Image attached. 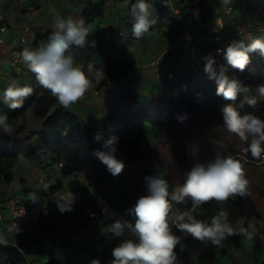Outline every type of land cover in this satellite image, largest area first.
Segmentation results:
<instances>
[{
    "label": "trees",
    "instance_id": "trees-1",
    "mask_svg": "<svg viewBox=\"0 0 264 264\" xmlns=\"http://www.w3.org/2000/svg\"><path fill=\"white\" fill-rule=\"evenodd\" d=\"M105 3L106 0H96V3L87 6L83 18L87 24L91 25L93 19L103 13ZM131 6L125 14L126 17H129ZM186 6L190 8L189 11H181L179 16L175 15L171 19L196 20L192 8H198L199 3L195 0H188ZM160 13L161 17L165 15L163 11ZM50 33L48 31L45 35H37L28 47L36 48L41 44H46ZM168 51L171 53L172 49ZM94 66L98 65L94 64ZM102 70L108 79L119 81L126 77L131 66L120 62L102 68ZM229 75L238 79L243 85L249 86L251 95L258 96L256 89L264 84V56L260 53H251L250 63L245 70L241 72L230 69ZM32 77L36 83L35 86H31L32 95L25 99L22 108L12 110L7 114L8 123L14 128L12 135L0 131V183L5 182L12 187L18 185L13 184L12 166L19 158H25L31 163H46V151L43 150L45 144L35 142L31 134L22 135L23 127L17 126L27 109L41 97L42 87L33 73ZM164 84L168 92L156 99H151L147 94L134 92L125 87L118 88L112 96L115 103L114 109L108 111L98 127L83 124L76 115L62 107L52 95L46 101L54 107L49 112L38 114L40 132H50L49 138L54 144L51 150L53 156L51 162H60V176L66 178L74 174H82L96 196L105 203V209H110L115 213L114 217L109 220L110 224L119 218L133 221L134 218L128 214L127 210L135 205L139 197L120 184L116 176H112L98 159L96 152L104 150L102 148L103 139L112 135L118 137L116 157L124 164H138L143 161L148 163L149 166L143 168V174L137 182L141 188L147 190L145 176L159 175L168 181L169 192L172 193L179 184L183 183L186 173L190 171L186 144L174 124L175 117L184 114L185 111L193 110L200 98H206L217 101L221 107L232 103L242 115L252 113L264 120V99L258 98L255 108L246 104L240 107L242 96L238 97L235 102L226 101L216 94L217 82L208 74H194L191 70L176 68L173 69L172 77H167ZM118 104L124 108L123 111L115 109ZM62 126H65L66 130L61 136ZM133 129H137L136 135ZM97 133L102 134L100 142L94 141ZM250 140L251 137L247 143H250ZM246 158L250 163H256L264 158V153L260 159H256L251 156L250 152H246ZM60 188L61 183L57 182L50 191L55 192ZM14 194V192H5L0 189V202L8 200ZM87 209L95 211L94 216L85 215L84 211ZM173 209L178 211V214L185 211L191 212L197 219L208 223L218 212L225 210L228 213V221L234 228H238L236 222L243 219L246 232L248 223L259 217L249 196L230 198L222 206L212 200L196 207L194 211L192 202L186 199L180 204L173 202ZM171 215L172 212L170 217ZM71 219L70 223H59L49 222L40 217L33 230L17 235L15 245L1 241L0 263L23 264L26 257L48 256L49 259L45 264H62L52 257L55 248H69L78 245L92 261L98 259L100 264H110L113 259L112 249L120 241L118 237L109 232V225L107 229L95 234L83 231L84 227L101 220L100 207L96 198L75 199ZM172 231L181 237L183 244L182 251L177 246L176 264H191L193 259L196 264H210L217 248L225 244L237 245L239 238L243 235L228 236L221 245L215 246L211 242H201L190 235L181 233L174 225H172Z\"/></svg>",
    "mask_w": 264,
    "mask_h": 264
},
{
    "label": "clouds",
    "instance_id": "clouds-1",
    "mask_svg": "<svg viewBox=\"0 0 264 264\" xmlns=\"http://www.w3.org/2000/svg\"><path fill=\"white\" fill-rule=\"evenodd\" d=\"M225 5L231 0H222ZM132 34L136 38L148 33L157 23V17L146 0H137L129 10ZM51 33L46 44L36 48L26 47L20 53L21 62L34 74L36 81L47 90L59 104L68 108L79 102L91 87V82L77 65L76 54L70 49L84 50L95 46L89 39L91 25L84 19L74 16H54L50 24ZM231 41L225 48L217 49L225 63L217 65L215 57L208 54L204 57L203 71L217 82L216 94L226 101L240 100V107L245 104L255 108L259 99H264V84L257 87V95H251L249 86L230 76L229 70L241 72L250 63V54L259 52L264 56V36L245 37ZM33 89L21 85L19 79L12 80L4 89L0 100L10 109L24 106L25 99L32 95ZM223 126L227 132L236 135L247 143L246 152L260 159L264 153V120L252 113L241 114L232 103L221 108ZM8 115L0 113V131L12 135L14 128L8 123ZM102 134L97 133L94 141L100 142ZM118 137L115 135L103 139V151H97L98 159L106 166L112 176L122 173L125 165L116 157ZM147 194L140 196L135 205L128 209L134 220L116 219L109 225V232L115 237L129 233V239L122 240L112 249L111 264H176L177 246L183 250L181 237L172 231L174 225L178 231L190 235L201 242L221 245L228 236L245 234L243 219L236 222L234 228L228 221V213L221 210L211 218L210 223L197 219L191 212L185 211L170 217L173 202L180 204L186 199L196 207L212 200L218 203L230 198H245L251 195V182L247 178L244 164L240 158L231 154L217 156L213 161L195 164L185 175L183 183L169 192L168 181L159 175L145 176ZM75 195L70 194L62 202H57L59 211L72 210ZM91 264H100L98 259Z\"/></svg>",
    "mask_w": 264,
    "mask_h": 264
},
{
    "label": "crops",
    "instance_id": "crops-1",
    "mask_svg": "<svg viewBox=\"0 0 264 264\" xmlns=\"http://www.w3.org/2000/svg\"><path fill=\"white\" fill-rule=\"evenodd\" d=\"M136 2L137 0H106L103 13L99 17H95L91 23L89 39L95 41V46L90 45L86 51L77 49H70V51H73L76 56L78 54L81 55L82 61L87 64V72H90V67L94 66V64L98 65L103 77H105L104 71L101 69L103 63L112 65L122 62L129 64L131 70L126 77L118 82L115 79L105 77L107 80L106 85L113 91L120 87H125L134 92L147 94L151 99H156L168 92L164 83L166 80L165 74L171 59L177 58V54L181 55L178 58H183L185 55V44L178 41V38L186 32L198 33L205 30L214 24L217 16L223 15L216 13L210 17L211 19H207L203 23L196 20L189 23L174 20L175 23L172 27L180 31V34L175 35V37L159 38L154 25L148 33L136 38L132 34L130 18L125 16L129 7ZM146 2L151 5L154 15L157 17V22L172 18L175 15H173L171 9L177 8L178 10V6L180 7L178 0H170V6L165 4L164 0H146ZM91 3H96V0H0V14L3 16L0 25L4 27V30L0 31V97H2L4 89L14 79H19L22 86L31 87L36 85L32 73L24 64H22L20 70H16L10 65L11 49L14 46H18L23 50L32 44L37 35H45L48 31L51 32L50 24L54 16H74L83 19L84 11ZM236 5V16L244 28L248 29L257 24L264 25V0H238ZM160 11L165 14L163 17L159 15L161 14ZM222 19L226 22L225 16ZM26 28H29L30 31L25 32ZM105 29H109L112 32L111 36H104ZM117 31H121L122 35H116L115 32ZM227 32V29L224 28L221 33L226 35ZM23 34L26 36L25 41H21ZM262 36L255 35L253 37ZM170 42H174L175 46L170 44ZM169 47L170 49L174 48V50L166 54ZM212 50L213 44H205L203 46L205 55H208ZM166 56L170 58L169 62H167ZM110 83H113L114 86H111ZM88 91L82 100L66 109L76 115L83 124L90 127H98L109 111V96L105 95V97L101 98L104 103V106L101 107L100 98L95 96L94 91L92 92L90 89ZM200 105H208L215 109L221 107L214 100L206 98H200L194 109ZM194 109L191 111H194ZM12 110L0 100V113L8 114ZM191 111H185L184 114L173 119L177 130L178 120L185 118ZM204 111L207 112L205 108ZM208 114L211 115V113ZM25 161L35 166H30L29 169H39L37 173L42 174V176L37 179H31L28 175L29 169H23L24 173L21 176L23 180L19 182L21 189L15 190L14 193H24L29 188L47 193L49 197L46 204L49 206L43 211L41 217L49 222L70 223L72 220L71 211L62 213L59 211L58 206H50V201L57 199L59 195H65L67 198L70 194H74L76 200L95 197L98 206H104L105 203L96 196L93 188L88 185L82 174H74L62 178L59 172L60 162L49 166L46 163L37 166V163H31L26 159ZM188 163L190 168L189 159ZM243 164L247 178L251 182V195L249 197L258 211L259 217L248 223V230L239 238L237 245L225 244L217 248L215 256L210 260V264H240V262L264 264V158L256 163H250L246 158V162H243ZM15 179V176H13V180L17 183L18 180ZM40 179L42 180L41 183H39ZM57 182L61 183V188L51 192L50 189L55 187ZM0 189L2 191L7 189V184L1 182ZM84 213L86 215V210ZM114 215L113 211L105 209L104 214H101V220L84 227L83 231L95 234L107 229L108 225H110L109 220ZM175 215H178V211L173 209L171 217ZM129 238L133 237L126 232L124 236L118 239L121 242ZM57 248H55L52 256H54ZM85 255L88 259L85 258L84 264H91L92 260L86 252ZM46 257L48 256H40L41 260ZM53 258L59 261L58 258ZM42 262L43 264L46 263L43 260ZM191 264H196L195 259L192 260Z\"/></svg>",
    "mask_w": 264,
    "mask_h": 264
},
{
    "label": "rangeland",
    "instance_id": "rangeland-1",
    "mask_svg": "<svg viewBox=\"0 0 264 264\" xmlns=\"http://www.w3.org/2000/svg\"><path fill=\"white\" fill-rule=\"evenodd\" d=\"M188 0H178L180 3V7L178 6L179 13L182 11L187 12L190 10L189 7L186 6ZM195 2L199 3L198 8H192L193 14L196 16V21L203 23L207 19H211L212 15L214 16L216 13L222 14L227 18L226 15V8L229 6L231 7L233 14H235V7L238 4V0H231L230 4L225 5L222 3V0H195ZM166 4V3H165ZM168 5V4H167ZM170 6V5H168ZM220 16V17H223ZM218 17V16H217ZM236 20L239 22L237 16L235 17ZM171 20V21H170ZM181 22H191V21H184L182 19L178 20ZM175 23L174 20L170 18H166L162 22H157L155 24V28L157 29V36L159 38H166L170 36L179 35L180 31L174 29L172 25ZM240 23V22H239ZM241 24V23H240ZM156 35V34H155ZM176 40V38H174ZM170 44L174 45V42H170ZM175 46V45H174ZM178 47V46H177ZM180 49V47H178ZM167 49L166 54H169ZM174 50V48H172ZM172 52V51H171ZM180 53V52H179ZM181 55L177 54L173 60L168 64V69L165 74V78H167V73L169 70L174 69V66L180 61ZM167 62L170 61V58L166 56ZM77 58V65L82 69V71L86 74L91 82V87L89 88L90 91H94L93 93L95 96L99 97L100 106L103 107L104 103L101 101L102 97L109 96V111L114 109V101H113V94L117 90H112L109 86L106 85L107 80L103 77V74L100 70V67L91 66L90 72L86 71V66L82 59L81 55L78 54ZM166 63V61H165ZM111 65L110 63H103L102 68ZM229 74V73H228ZM231 76V75H230ZM120 81V80H119ZM118 82V81H117ZM111 86H114L113 83H110ZM89 92V91H88ZM51 94L42 88L40 90V100L34 102L26 111L22 120L18 121L17 126L23 127L22 135L31 134L33 140L37 143L45 144L43 150L46 151L45 158H46V165H54L55 162H51L53 156L51 154L52 147L54 144L50 140V132H40V120H39V112H49L54 105H50L47 103V98ZM219 104L217 101H215ZM220 105V104H219ZM204 108L207 110L204 111ZM117 111H123L124 108L118 104L115 106ZM208 113H211L208 114ZM179 133L186 144L187 149V157L190 161V168H192L197 163H204L207 164L213 161L217 156H225V155H233L237 158L241 159V162H246V142L241 141L239 137L234 134L227 132V130L223 126V118H222V111L220 108H212L208 105H200L196 107L194 111L188 113L185 118L179 119L177 122ZM66 130L65 126H62L60 135L64 134ZM134 134L136 135L137 129H133ZM133 134V135H134ZM47 144V145H46ZM39 166L40 164H36ZM125 167L122 173L116 176V179L122 184L126 189H128L133 195L140 197L142 195L147 194V190L141 188L137 182L140 180L143 172L144 167H148V163L146 161L140 162L138 164H129L125 163ZM27 166V167H26ZM35 167L33 164L26 162L25 159L22 157L18 159V161L12 166V172L15 176V180H18L17 183L13 180V184H18L15 187L12 185L7 184V189L5 192H14L15 190H20L21 186H19V182L23 180L21 177L24 173L23 169L29 167ZM36 170V171H35ZM29 169V177L31 179H37L38 177L42 176V174H38L37 171L39 169ZM28 177V178H29ZM4 184V182H2ZM5 186V185H4ZM22 193V192H21ZM61 196L59 195L56 200H60ZM66 198V196H65ZM224 203V202H223ZM223 203H220L222 206ZM59 259V261L63 264H84L85 252L80 246H73L69 248H61L58 247L54 256ZM49 259V257L43 258L42 260L45 262ZM28 260L33 264H43L40 257H29ZM1 264V263H0Z\"/></svg>",
    "mask_w": 264,
    "mask_h": 264
},
{
    "label": "built area",
    "instance_id": "built-area-1",
    "mask_svg": "<svg viewBox=\"0 0 264 264\" xmlns=\"http://www.w3.org/2000/svg\"><path fill=\"white\" fill-rule=\"evenodd\" d=\"M166 4H171L170 0H164ZM244 4V3H243ZM173 15L179 16L177 8L171 9ZM226 22L222 17L218 16L214 20V24L198 33L186 32L178 38V41L185 44L184 57L174 66V69H187L191 70L194 74L205 73L204 57L207 56L203 52V46L205 44H213V50L209 53L215 57L217 65L225 63L222 55L217 53V49L225 48L231 41L240 38L239 33L244 35L251 34L264 35V25L257 24L251 28H244L237 20L231 7L226 8ZM3 20V16L0 14V24ZM226 28L227 34L222 35V30ZM4 27L0 25V31H3ZM30 29L26 28L25 32H29ZM112 32L109 29L104 30V36H111ZM116 35H122L121 31L115 32ZM25 34L22 35L21 41H25ZM22 50L18 46H14L10 51V65L16 70H20L22 62L19 57V53ZM173 69L169 70L167 77H172ZM42 180H39L41 183ZM49 195L43 191H38L34 188L27 189L24 193H15L8 200L0 202V240L7 241L15 245V240L18 234L23 232H29L33 230L43 211L49 206L46 204ZM65 195H61L60 200L53 199L50 201V206H57V202H62ZM105 206L100 207V214H104ZM95 211L86 210L87 216H94ZM23 264H32L26 257ZM240 264H246L240 262Z\"/></svg>",
    "mask_w": 264,
    "mask_h": 264
}]
</instances>
